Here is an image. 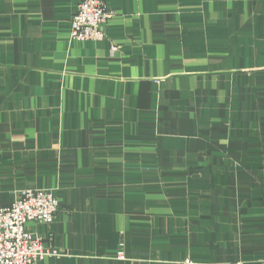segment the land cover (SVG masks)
<instances>
[{
    "label": "crops",
    "instance_id": "crops-1",
    "mask_svg": "<svg viewBox=\"0 0 264 264\" xmlns=\"http://www.w3.org/2000/svg\"><path fill=\"white\" fill-rule=\"evenodd\" d=\"M79 1L0 0V206H59L37 264H264V0H105L75 43Z\"/></svg>",
    "mask_w": 264,
    "mask_h": 264
},
{
    "label": "built area",
    "instance_id": "built-area-1",
    "mask_svg": "<svg viewBox=\"0 0 264 264\" xmlns=\"http://www.w3.org/2000/svg\"><path fill=\"white\" fill-rule=\"evenodd\" d=\"M111 15L105 0H80L70 23V41H103ZM58 210V202L49 190H20L10 206H0V264H37L44 258L63 256L46 247L42 238L25 230V225L32 222L49 225ZM113 259L124 260L123 251L119 249ZM262 259L264 262V255ZM179 264L197 263L185 259Z\"/></svg>",
    "mask_w": 264,
    "mask_h": 264
}]
</instances>
